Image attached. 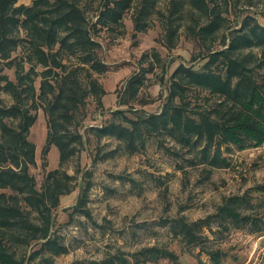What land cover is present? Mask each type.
I'll use <instances>...</instances> for the list:
<instances>
[{
  "label": "trees",
  "instance_id": "16d2710c",
  "mask_svg": "<svg viewBox=\"0 0 264 264\" xmlns=\"http://www.w3.org/2000/svg\"><path fill=\"white\" fill-rule=\"evenodd\" d=\"M95 1L0 0V264H56L55 256L68 250L53 229L54 213L61 196L75 187V173L64 167L84 145L88 97L103 106L105 89L96 75L108 64L99 57L97 36L102 30L123 32L129 9L134 33L147 30L156 18L166 49L175 47L183 30L203 62L199 68L177 64L160 110L147 113L136 104L148 103L140 90L145 74L162 58L155 48L142 53L145 65L116 91L117 103L126 108L111 109L106 121L88 126L86 134L116 139L130 153L168 138L188 150L190 165L209 168L228 166L223 149L264 144V25L250 13H237L233 24L227 16L231 8L253 6L254 0H168L164 8L160 0H103L99 7ZM4 69H11L13 78ZM39 109L46 123L41 165L55 146L58 167L47 170L38 184L30 172L36 160L29 131ZM89 188V182L82 186L71 216H89ZM243 203L237 195L223 199L217 207L220 222L226 218L234 227L257 229L255 218L240 211ZM171 226L190 242L199 237L200 222L178 218ZM162 258L175 261L177 255L151 245L127 254L117 249L90 264Z\"/></svg>",
  "mask_w": 264,
  "mask_h": 264
},
{
  "label": "rangeland",
  "instance_id": "374dc122",
  "mask_svg": "<svg viewBox=\"0 0 264 264\" xmlns=\"http://www.w3.org/2000/svg\"><path fill=\"white\" fill-rule=\"evenodd\" d=\"M102 1L96 0L94 6L99 7ZM167 1L160 0L158 5L164 8ZM240 12L255 15L264 25V0H254L250 7L231 8L227 12L231 24ZM131 13L129 9L124 15L123 32L102 30L97 36L101 44L99 57L108 64L107 71L96 75L105 89L103 106L97 107L88 97L81 127L84 145L64 167L76 178L74 189L61 196L54 213L53 229L68 248L55 256L56 264H90L117 249L127 254L151 245L173 251L177 260L162 258L140 264H264V144H250L243 149L232 146L228 152L223 149L228 166L209 168L190 165L188 150L168 138L153 140L145 149L130 153L116 139L98 140L86 134L88 126L106 121L111 109L126 108L117 103L116 91L134 70L145 65L142 53L149 54L155 48L162 58L145 74L140 90L139 96L148 103L136 104L147 113L160 110L167 94L168 76L177 64L199 68L203 62L197 57L196 44L183 30L175 47L166 49L161 44L163 29L158 20L152 18L147 30L134 33ZM4 72L13 78L11 69ZM45 136V116L39 109L29 131L36 160L30 172L38 184L47 170L58 167L55 146L46 154V165H41ZM76 168L79 172H75ZM86 182L90 185L86 205L89 216L80 212L71 216L72 206ZM235 195L244 199L240 211L255 218L257 229L250 224L234 227L226 218L220 222L219 203ZM178 218L187 224L200 222L195 242L180 232L175 234L171 221Z\"/></svg>",
  "mask_w": 264,
  "mask_h": 264
}]
</instances>
